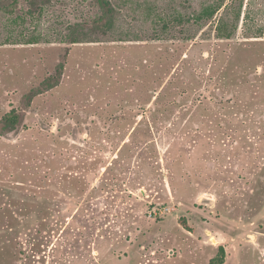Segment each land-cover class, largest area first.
Masks as SVG:
<instances>
[{
  "label": "rangeland",
  "instance_id": "1",
  "mask_svg": "<svg viewBox=\"0 0 264 264\" xmlns=\"http://www.w3.org/2000/svg\"><path fill=\"white\" fill-rule=\"evenodd\" d=\"M30 8L56 42L2 44L0 11V264H264V37L217 39L220 12L191 40L67 44L100 0Z\"/></svg>",
  "mask_w": 264,
  "mask_h": 264
},
{
  "label": "trees",
  "instance_id": "2",
  "mask_svg": "<svg viewBox=\"0 0 264 264\" xmlns=\"http://www.w3.org/2000/svg\"><path fill=\"white\" fill-rule=\"evenodd\" d=\"M103 12L91 22L68 25L60 42L67 44L128 42L146 40H172L196 38L198 31L216 19L215 37L232 39L242 27L245 38H263L264 23L256 19L254 0H100ZM34 0H11L8 5L0 6L7 18L6 36L2 44L35 45L42 42L55 43L52 38L39 32L38 26L29 28L42 12L30 8ZM257 14L258 11L256 10ZM242 21V26H241ZM63 65L55 74L48 76L41 84V92L48 91L60 83ZM33 90L30 99L36 96ZM23 120L22 114L15 109L4 115L2 121L14 128ZM226 248L218 247L217 254L209 264H224Z\"/></svg>",
  "mask_w": 264,
  "mask_h": 264
}]
</instances>
